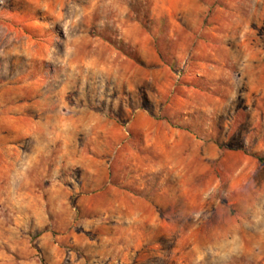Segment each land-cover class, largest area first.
<instances>
[{
	"label": "rangeland",
	"instance_id": "1",
	"mask_svg": "<svg viewBox=\"0 0 264 264\" xmlns=\"http://www.w3.org/2000/svg\"><path fill=\"white\" fill-rule=\"evenodd\" d=\"M0 264H264V0H0Z\"/></svg>",
	"mask_w": 264,
	"mask_h": 264
}]
</instances>
